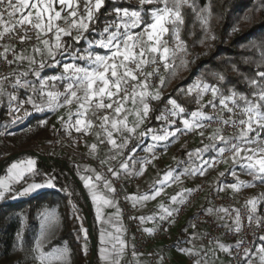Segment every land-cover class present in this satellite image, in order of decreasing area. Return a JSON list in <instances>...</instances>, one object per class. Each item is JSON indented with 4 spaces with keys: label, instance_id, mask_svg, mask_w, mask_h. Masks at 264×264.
I'll return each mask as SVG.
<instances>
[{
    "label": "trees",
    "instance_id": "16d2710c",
    "mask_svg": "<svg viewBox=\"0 0 264 264\" xmlns=\"http://www.w3.org/2000/svg\"><path fill=\"white\" fill-rule=\"evenodd\" d=\"M81 1L83 0L79 2ZM162 6L163 4L159 0L152 4H145L141 13L142 23L132 31L134 33L143 32L145 25L152 22L149 10ZM169 6H171V0ZM208 6L211 8L212 16L208 30L206 31L197 18V13L200 9ZM116 8L141 10L139 0H104L100 10L95 13V22L90 23L89 31L84 33L87 39H82L77 42L65 36L62 38L63 41L66 44H71L72 50L79 49L80 55H87L84 50L89 47V40L101 39L100 33L107 24L111 22L120 23L115 13ZM181 13L183 16V24L180 25L179 35L186 46L187 53H177L174 61L169 60L170 63H174L176 66L174 69L175 75L172 76L170 72L165 71L163 76L167 79L162 87H154L151 85L149 90L155 91L159 88L161 98L159 100L148 98L147 102L149 103L151 111L141 126V132L147 129H155L158 134H162L165 127L169 131L174 130L176 127H182L179 118L169 117V119H176V124L166 125L165 121L158 120L156 117L160 116L166 107H170L168 105L170 98L175 99L178 104L186 109L187 113L196 110L198 107L196 97L194 94L187 95L186 90L197 80H202L209 85L218 87L225 96L229 95V90L232 89L237 93L244 94L249 99H253L252 93L256 89L249 84V80L256 78L258 72L264 71V63H261V52L264 51V0H189L188 4L182 6ZM245 16L249 18L245 19ZM166 26L169 28V32L163 36V40L167 41L170 49H174L176 42L171 34L172 25L169 24ZM234 28L238 30L233 31ZM115 30V25H113L110 31ZM120 30L123 32V28ZM77 34V32H72L73 36ZM208 36H214L215 39L207 38ZM106 37L107 33L104 34V38ZM52 40H54V36ZM89 51L93 52V54H107L108 52L107 49L100 48L95 44ZM182 58L188 61L186 67L180 66ZM57 59L61 61V64H55L49 60V66L41 70L40 78L35 77L31 72H29L27 77H22L21 83L27 80L31 82L30 86L28 88L13 86V95L19 101H27L31 96L34 98L35 103H42L40 94L33 93L32 87L39 88L40 79L43 77L59 76L63 70L62 63L72 62L66 56H58ZM76 63L81 66H87L86 60H77ZM19 72H24V69L21 67L12 73ZM217 74L222 75L224 79L220 80ZM15 79V75H12L13 85ZM49 83L52 91H64L65 81ZM0 87L3 89V92L0 93V152L3 150H13L16 146H21L25 143L47 141L52 137L62 134L72 135L79 133L75 130L77 127L75 122L71 124L72 126L53 124L52 115L57 109L51 110L45 108L43 111L35 110L29 121L23 124L13 122L7 113L10 95L5 90L2 82H0ZM211 99V92H208L204 95L201 103L207 105V102ZM238 103L243 104L241 101H238ZM24 104L33 107L30 103L25 102ZM216 104L217 109L215 111L211 106L204 108V111L213 118H216L221 113L218 99ZM237 111L233 118H244L239 114V110ZM230 115L232 114L226 111L223 112L225 119H228ZM41 121H46V123L41 124ZM214 131L215 128H207L203 131V136L200 134L191 135L182 142H178L180 133L175 137H170L167 141L159 142L152 140L151 134L141 137L139 133H136L130 138L128 146L122 149V154L119 157L115 156V159H110L112 165L109 166L108 164V166L114 170H119V175L127 176L129 173L139 171L141 160L149 153L145 152L144 148L146 146L153 145L152 150H154L160 146L165 147L170 144H175L173 153L175 167L172 169H165L163 166L158 168V179L155 181L159 180L168 170H174V175H179L185 172V169L200 167L204 161L209 162L211 158L218 155V149L224 145L210 139ZM252 135L254 136L255 133H252ZM263 135L264 133L261 134V136ZM92 141V138L88 140L86 144L87 149L90 148L89 145ZM213 143L216 144V147L208 148L207 151L200 154L199 158L195 154L191 158L189 157V153H194L196 149H202L205 145ZM133 148L136 149L134 154L132 153ZM130 154L131 159H129ZM25 155L34 156L33 151L30 149H20L11 152L6 159H0V164L3 162L5 169L7 164ZM51 156L60 161L56 168H53L47 161L34 157L38 160L40 166L39 173H54L55 180H53V183L55 187H45L19 198H12L10 196L11 192H9L6 194L5 199L0 200V264H34L38 256V252L35 251L36 241L40 238L43 224L41 213L45 210L54 214L59 224V230L42 244L41 250L46 254H53L57 250L67 248L69 264H91L84 250L86 241L89 242L91 249V240L87 227L86 212L80 206V200L83 201L88 212L91 214L93 232L97 243L96 264H100L99 248L101 246V231H105L108 228L115 229L116 231L118 229L120 231L121 228L124 229L125 227L124 221L122 218H119L120 203L118 199L113 192H110L104 187V181H109V179L100 174L94 162L78 160L55 151L52 152ZM107 158L109 157L105 156L101 160L106 161ZM121 161L128 163V171L120 169ZM236 168L241 174L245 175L246 182H250L253 185L249 188L253 190V194L258 201V210L256 211H264V182L254 180L252 176L248 175L239 166ZM4 169L0 177L4 173ZM229 171L222 170L221 172L224 173L223 176L220 173L215 174L213 177H211L212 174L210 175L205 195L199 198L182 220L175 225L171 230L170 238L168 240H162L155 245L157 254L175 257L181 262L184 258H188L186 251H182V249H187L192 246L195 239L202 238L206 231L205 225H194L193 217L200 211H209V209H212L213 203L208 195L211 190L223 192L226 189L225 191H229V188L225 185L228 182L234 181V179L229 178ZM97 173L101 175L102 180H95ZM81 176H92L97 185L98 193L113 201L111 206L103 207V222L97 219L96 205L93 203L89 189L85 187L83 180H81ZM191 180L190 187L181 188V186H178L176 189H182V191L184 189H195L198 183L195 178ZM80 185L84 192L81 190ZM142 186V184L140 187L132 185L127 187L126 191L130 197H139L147 194L152 189V185L147 187ZM69 192L71 193L70 195ZM83 193L88 196L89 204L85 202ZM188 194L189 192H183V200ZM167 201L169 200L167 199ZM132 202L134 203L133 200ZM181 203L180 198H178L176 202L169 204L168 207L170 211H173ZM221 208L225 209L224 207ZM217 218L220 223L226 226H235L234 219H231L228 213L218 211ZM82 229L87 231L86 238ZM219 243L229 248L228 254L231 260V248L235 244V241L222 236ZM259 244L264 245V241L260 240V237L256 239L254 247L250 249L251 264H257L252 258V255ZM117 247H119L118 244ZM123 258V263L121 264H131V258L136 263H143L142 261H144L149 264L150 257L148 253L135 252L134 255L133 251L130 257L128 254V246H126ZM182 263L184 264V260ZM172 264L176 263L173 262ZM231 264L233 263L231 262ZM237 264H248V260L243 257Z\"/></svg>",
    "mask_w": 264,
    "mask_h": 264
},
{
    "label": "snow or ice",
    "instance_id": "6c2138e0",
    "mask_svg": "<svg viewBox=\"0 0 264 264\" xmlns=\"http://www.w3.org/2000/svg\"><path fill=\"white\" fill-rule=\"evenodd\" d=\"M5 0H0V3H4ZM157 0H139L141 10H129L128 8H116L115 13L120 23L111 22L107 24L103 31L100 33L101 39L89 40V47L85 49L87 55H80L79 49L72 50L71 44H66L63 41V37L67 36L72 41H80L87 39L84 33L89 31L90 23L95 22V13L98 12L104 3V0H87L85 4L86 15H80L78 11L77 0H18V3L14 4L12 0H7V8L11 9L8 12L9 16L14 15L16 12H22L26 8L35 9V21L33 20V12L29 11L26 16L16 21L19 25L30 24L33 29L37 31V39L43 45L34 46L32 49L33 55L25 56L23 54L15 56V62H21L27 60L29 63L28 71L11 73L15 75L14 87L28 88L30 81L25 80L21 83L22 77H27L31 72L35 77H41V70L48 67V61L51 60L55 64H61V61L57 59L58 56H66L72 62L62 63V72L59 76H52L40 79V87H32L33 93H39L42 98V103L37 104L33 97H29L27 101H20L19 106L13 108V111H19L20 107L26 102L33 105L36 111H43L45 108L56 110L61 107H69L68 112V124L71 125L72 117L75 115V130L80 132L82 129L87 132L92 127V121L86 120L83 117L92 110L94 107L97 111L101 109H111L112 114H106L101 118L100 127L103 129L106 136L107 142L112 146V150H116L118 154H122V149L128 146L130 138L136 134L137 129L144 123L148 118L151 111L148 98L159 100L161 94L159 88L155 91H150V78L159 73V66L155 67L151 72H145L144 66L147 64L157 63V54L159 61L162 62L165 71L175 75V64L170 63L169 60H175L177 53H187L184 42L180 39L179 28L183 24V16L181 8L183 5L188 4L189 0H171V6H169L170 0H159L163 4L162 7L150 9L151 23L145 25L143 32L134 33L132 30L138 28L142 23V11L145 4H152ZM59 4L60 10L57 11L55 5ZM65 10L68 11V16L63 17L61 13ZM45 15H47V23H45ZM212 16L210 6L200 9L197 13V18L200 20L202 27L208 30L210 19ZM249 17L245 16V19ZM2 19V16H0ZM63 19L68 25L67 28L60 27L55 21ZM172 25V35L176 42L174 49L167 47V41L163 40V36L169 32V28L166 25ZM115 25L116 30L110 31V28ZM123 28V32H121ZM73 30L78 34L72 35ZM94 30V29H93ZM238 29H233L237 31ZM13 31V28L7 26L0 32V39L3 38L5 33ZM53 33L54 40L49 39L40 40L41 34L47 35V33ZM107 33V37L104 38V34ZM146 37V38H145ZM27 35L20 37L21 41L25 40ZM207 38L215 39L214 36H208ZM100 48L107 49V54H93L89 51L93 45ZM11 49L9 46H4V52H8ZM152 56L149 59L148 54ZM37 55L40 57L37 60ZM0 56H4V53H0ZM261 63H264V51L261 52ZM6 59V56H4ZM77 60H86L87 66H81L76 63ZM14 61H8L9 64ZM188 61L181 59L180 66L186 67ZM35 65V67H33ZM134 65V67H130ZM137 73L143 79H139ZM218 75V74H217ZM220 80H223L222 75H218ZM7 77H0V81L6 80ZM166 77L161 76L159 79V86H163L166 82ZM54 81H65L64 91H45L48 87L49 82ZM130 82H132L130 84ZM249 84L252 85L256 91L252 93L253 99H249L247 96L230 89L229 95L225 96L221 90L214 86L209 85L202 80H197L193 85L189 86L186 90L187 95H195L196 104L198 107L196 110L190 113L186 112V109L177 103L175 99H169L168 105L160 116L156 119L165 121L166 125H175L176 119H169V117L179 118L182 127H176L174 130L169 131L167 127L164 128L162 134H158L155 129H147L146 131L140 132L141 137L151 134V138L154 141H167L170 137H175L181 132H190L203 129L207 127L205 120H212L213 117L208 115L204 108L211 106L215 111L217 109L216 101L219 100V108L221 109L220 115L216 119L222 125H231L239 128V133L236 136H224L222 129L217 127L211 134L210 139L214 142L223 144V147L218 149V155L223 158L225 152H229L231 155L229 159L232 161L233 170L232 175L235 177L237 174L235 168L239 166L243 171L247 172L248 175L252 176L254 180H260L264 182V138L261 134L264 133V71L257 73L256 78L249 80ZM130 85V89H129ZM54 86V85H53ZM3 92L0 87V93ZM123 92V96L120 94ZM208 92H211L212 99L207 102V105L201 103L203 97ZM46 97V99H45ZM110 101L109 103L104 102V98ZM113 97L116 99L113 100ZM17 100L15 95L10 96V101ZM238 101L243 102L241 105ZM131 102L133 107L131 109L126 108L127 103ZM77 105L76 111L73 113L70 106L73 104ZM139 104L140 107L136 105ZM231 104V107L229 106ZM237 110L239 114L244 118L239 120L234 119ZM226 111L232 115L228 119L223 117V112ZM123 113V116L121 115ZM27 111L24 115H28ZM95 114V113H93ZM128 115L135 117L133 124L130 126L128 123ZM16 119H20L17 117ZM63 121V117H60ZM15 122V120H13ZM41 124L46 121H41ZM109 125L110 129L109 130ZM119 133L122 138V143H117V140L113 138V133ZM127 132L129 135L125 136ZM252 133H255L253 136ZM201 136L204 135L203 131H200ZM99 136V133L97 134ZM104 141H101L103 143ZM92 150L96 149V145L90 146ZM215 148L216 144L205 145L202 149H196L194 153H189L191 158L194 154L197 158L200 157L202 152L208 150V148ZM135 148L132 149L134 154ZM147 151H152V146H149ZM155 158V157H153ZM115 159V156L111 157ZM131 159V154L129 156ZM226 162V161H223ZM106 163V161H101ZM150 161L145 160L144 165L141 166L138 172L129 173L134 175H142L145 170V165ZM215 161L208 162L204 161L200 167L193 169H185L183 174H196L204 175L208 168L213 167ZM35 161L28 160L27 162H20L19 164H12L8 169V175L5 178L0 179V200L5 199L6 194L12 191V185L20 182L26 173H33ZM120 169L128 171L129 166L126 161H121ZM94 171V170H93ZM108 171L114 176L118 177L119 172L114 170L112 167L108 168ZM34 174V173H33ZM224 175L223 172L220 173ZM103 178L100 174L95 175V180L100 181ZM180 179V176L174 175V170H168L164 175L157 180L151 189V194H144L139 197H127L133 201H146L149 199H155L161 195L164 191L165 185L170 181L175 182ZM85 187L89 189L93 203L96 205L97 219L103 222L104 206H111L113 201L106 198L105 196L98 193L97 185L93 180L92 176H81ZM253 186L250 182L241 181L237 177V182L228 187L234 191H239L242 187ZM43 187H55L52 179L46 180L44 183H31L24 187L21 191L17 192L16 196L28 195L37 189ZM104 187L110 192H115V189L111 186V183L107 180L104 181ZM223 190V189H221ZM190 189H184L183 192H190ZM183 192L177 193L170 199L173 202L180 198V202H183ZM15 198V197H13ZM257 199L253 198L248 200L246 203L251 205L252 212L256 209ZM164 215L161 219L172 215V211L160 205ZM175 211V210H173ZM212 210L209 209V212ZM216 211H222L227 213V209H217ZM237 215L235 218V231L241 230L239 210H236ZM43 224L41 228L40 238L36 241L35 251L38 252L37 259L40 264H52L53 259L61 261L62 264H67L68 261V249L64 248L58 251L54 257H50L44 253L42 249V241L44 240L47 231L57 222L54 214L49 213L47 210L41 213ZM141 220L144 218L141 217ZM148 219H152L149 217ZM252 221L251 214L249 215V223ZM259 219H257V226H259ZM87 237V231L82 229ZM147 231L151 232V229ZM19 235V234H18ZM111 238L115 240L112 243L111 250L106 245ZM101 248L100 257L104 264H120V258L122 257L126 248V243L119 236L112 237L111 233L106 234L103 230L100 233ZM260 240L264 241V236L260 237ZM242 242L237 241V246ZM117 244L119 247H117ZM219 247L223 251H229V248L220 244ZM85 253L87 247L85 245ZM182 251L191 252L190 249H182ZM257 252L260 254L259 259L261 264H264V245H261ZM135 255V252H133ZM250 250H244V258L248 260V264H251Z\"/></svg>",
    "mask_w": 264,
    "mask_h": 264
},
{
    "label": "built area",
    "instance_id": "2783aa9c",
    "mask_svg": "<svg viewBox=\"0 0 264 264\" xmlns=\"http://www.w3.org/2000/svg\"><path fill=\"white\" fill-rule=\"evenodd\" d=\"M14 4H16V0H12ZM87 0H83L78 4V11L80 15H86L84 9ZM94 4V0H92ZM11 9L7 8V0L4 3H0V32L4 30V27L7 26L9 28H13V31L5 33L2 39H0V53H4V56H0V77H7L6 80L0 81L3 83L4 88L7 92L12 94L13 83H12V75H10L14 70L21 68L19 62H15V56L20 55L21 52L26 49L33 48L40 44V41L37 39V31L33 29L30 24L19 25L16 21L20 20L18 18V13L16 12L14 15L9 16L8 12ZM60 27H66V23L59 22ZM27 35L28 38L21 41L20 37ZM53 37L52 35H49ZM44 37L41 35L40 40H43ZM7 45L11 49L8 52H4V46ZM8 61H14L9 64ZM159 66V73L150 78V85L154 87H159V79L163 76L165 69L163 68L162 62L159 61V57L157 54V63L156 64H147L144 66L145 72H151L155 67ZM130 67H134V65H130ZM139 79H143V77L139 76ZM132 82H130L131 84ZM130 89V85H129ZM123 96V92L120 94ZM116 98L113 97V100ZM19 100L8 102L7 113L8 117L16 123L27 122L31 118L35 109L32 106L27 104H23L20 107V110L13 111L12 109L19 106ZM110 101L106 99L105 103H109ZM231 107V104L229 105ZM27 111L29 114L24 115V112ZM238 112V111H237ZM236 112V113H237ZM106 114H112L111 109H102L97 113L96 119L93 122L92 130L83 131L72 135H59L54 138H51L47 141H42L41 143L34 144H26L24 146H17L13 150H3L0 152V159H6L11 152L18 151L20 149H30L33 152H38L40 154L51 156L52 152H58L64 156H69L76 158L78 160L83 161H91L94 162L96 167L98 168L100 174L109 179L112 184V187L115 189L114 195L118 199L120 203L119 214L126 226V239L128 246V254L131 257L132 251L136 253H148L149 254V264H172L175 262L176 264H183L179 259L171 256H161L156 253L155 245L162 241L168 240L170 238L171 230L178 224L185 214L194 206L196 201L205 195V190L208 185V180L210 175L207 174V171L214 172L215 170L222 167L228 157H230L229 152H225L223 158L219 155L214 156L209 161L210 163L215 161L213 167L208 168L204 175L196 174H183L181 173V178L184 180H191L195 178L198 186L195 189H192L187 197L183 200V202L179 205L175 211H172V215L162 219L153 229L149 232L144 227L143 221L140 219V211L138 210V205L134 204L131 199H127L130 197L129 193L126 191L127 187L132 185H137L139 182L138 175L128 174L127 176L114 177L109 171V166L105 163H101V158L95 157L90 154L86 148V144L89 139L92 138L95 130L101 128V118ZM20 117V119H16ZM234 119L239 120L240 118L235 117ZM203 123L208 125L203 129H199L196 131L190 132H181L179 134L178 142L185 141L189 136L199 134L200 131H204L207 128H217L220 127L222 129L223 135H231L236 136L239 132V128L231 125H222L220 122L213 118L212 120H205ZM175 144H170L168 146H160L156 149L149 152L140 162L139 170L142 165H144L145 160L150 161L145 165V168H150L156 163H162L165 169H172L175 167L174 161L168 159L167 153L174 149ZM155 157V158H153ZM49 164L56 168V162L50 160ZM138 172V171H136ZM184 173V172H183ZM35 179L39 182H45L48 179L55 180L54 173L52 172H42L35 174ZM71 193L69 192V195ZM209 197L212 200L213 207L212 211H200L193 217L194 225L198 226L201 224H205L206 231L203 235V240L206 244L210 246H215L219 243L220 238L222 236L228 237L235 241V244L231 248V262L233 264L239 263L244 257V250L252 249L255 245V241L258 237L264 236V213L261 211L251 210V205L247 203H243L234 193H222L211 190L209 192ZM80 206L83 210H85V204L82 200H80ZM224 207L228 210V215L231 219L236 218L237 212L239 210L240 216V224L241 230L239 232L235 231V226H226L218 221L217 209ZM252 216V221L249 223V215ZM257 219H259L260 223L257 226ZM237 241H241L242 243L237 246ZM132 245V248H131ZM131 264H142L136 263L131 258Z\"/></svg>",
    "mask_w": 264,
    "mask_h": 264
},
{
    "label": "rangeland",
    "instance_id": "374dc122",
    "mask_svg": "<svg viewBox=\"0 0 264 264\" xmlns=\"http://www.w3.org/2000/svg\"><path fill=\"white\" fill-rule=\"evenodd\" d=\"M79 1L80 0H77V5L79 4ZM16 3H18V0H16ZM60 7L61 6L59 4L55 5V8H56L57 11L60 10ZM29 11L33 12V20H34V22H36L35 19H34L36 10L35 9H31V8H26L22 12H18V14H19L18 18L21 19L22 16H26ZM68 11H70V10L63 11L61 13V15L63 17H67L68 16ZM44 19H45V23H47V15H45ZM59 22L65 23L63 19L55 21V23H57V24H59ZM67 27H68V25L66 24L65 28H67ZM73 32L76 33L75 30H73ZM52 34L53 33L49 32V33H47V35H43V34H41V35L44 37V39H49L50 41H52V37L49 36V35H52ZM39 46L43 47V45L41 43L39 44ZM167 47H168V45H167ZM32 49L33 48L26 49L25 51L21 52L20 54H23L25 56L33 55ZM151 56H152V54L149 53L148 54V58L150 59ZM36 58H37V60L40 59V57L38 55H37ZM21 62H22L21 63V67L24 69V71H28V69H29L28 61L24 60V61H21ZM43 78H46V77H43ZM45 91H52V88L50 87V85H48V87L45 89ZM8 94L10 95L9 92H8ZM106 99H107V97L104 98V102H106ZM136 106L140 107L139 104H137ZM132 107H133V105L131 104V102L127 103L126 108L131 109ZM70 108H71V111L74 113L76 111L77 105L74 103L73 105L70 106ZM101 110L97 111L93 107L92 110H90L86 114V117L84 119L91 120L92 121V126H93V122L95 121L96 114L98 112H100ZM68 112H69V107L68 106L61 107V108L57 109L52 115L53 124H55V125L64 124L66 126H69V124L67 123L68 122ZM93 113H95V114H93ZM121 115L123 116V113ZM60 117L64 118L63 121L60 119ZM75 119H76V117H75V115H73L71 124H73L75 122ZM134 119H135V117L133 115H128V123H129L130 126L133 124ZM23 123L24 122H20L19 124H23ZM141 126L137 129L136 133H140L142 131V130L140 131ZM91 128L92 127H90L88 129V131L92 130ZM109 130H111L110 129V125H109ZM81 131H84V130H81ZM98 133H99V136L97 135ZM124 135L127 136L129 134L127 132H125ZM52 138H54V137H52ZM113 138H115L117 140V143H122V138L120 137L119 133L114 132L113 133ZM262 138H264V135L262 136ZM92 140L93 141L89 145V147L91 145H93V144H95L97 147H96L95 150H92L91 147H90L89 149H87L88 152L90 154H92L93 156L98 157V158H105V156L109 157L106 160L107 165L108 164H109V166L112 165V163H110L111 157H113V156L119 157L121 155V154H118V152L116 150H112V146L107 142L106 136H105L104 131H103L102 128H99V129L94 131L93 136H92ZM101 141H104V142L101 143ZM41 142L42 141L34 142V143L30 142V143L34 144V145H37V144H39ZM26 144H29V143H25V144H23L21 146H24ZM149 146H152V149H153V145L146 146L144 149H145V152H147V153L149 152V151H147ZM173 153H174V149L171 150L170 152H168L166 157L168 159L173 160ZM49 157H52V156H49ZM32 158H34V156L25 155L24 157L16 159L13 162L7 164L5 166L6 167L5 170L8 171L10 166L12 164H14V163L19 164L20 162H25V161L31 160ZM48 163H49V161H48ZM162 166H163L162 163H156L155 165H153L150 168H145L143 174L142 175H138L139 182H138L137 186L140 187L141 184L143 185L142 187H147L149 185L153 186L154 183L156 182L155 180L158 179V174H159V171H158L159 169L158 168H160ZM222 170H230L229 171V178L234 179V181L226 183L225 186L227 188H229V191H225L226 190L225 189L224 190L225 193H234V194H236V196L243 203H246L248 200L255 198V195L253 194V190L251 188H249V187H242L239 191H234L232 188L228 187V185H231V184H234V183L237 182V177L241 181H246L245 175L241 174V172H239L237 170V168H235V172H236L237 175L235 177L232 175L233 165H232V161H231V159H229V157L227 158L225 164L222 167H220L219 169L215 170L214 172H211L209 170V171H207V174H209V175L212 174L211 177H213L215 174L221 173ZM117 171L120 172L119 170H117ZM178 176H180V179L178 181H175V182H171L170 181L167 185H165L164 191L161 193V195L157 196L155 199H149V200H146V201H134V203L136 205H138V210L140 211V216L144 218L142 221H143V224H144V227L146 228V230L150 229L151 226H155V224L157 225L160 222V220H161V216L164 215L163 210L160 208V205L163 204L164 207L169 209V207H168L169 204H173V201L170 198L172 196H175L177 193H182L183 192L182 189L181 190L180 189L179 190L176 189L178 186H181V188H185V187H190L191 186L190 184L192 183V180L187 181V180L182 179L181 178V174H179ZM1 177H0V179H2ZM175 190H178V191H175ZM147 194H151V191L148 192ZM10 196L12 198L14 197L12 193L10 194ZM15 198H19V197L15 196ZM167 199L169 201H167ZM85 208H86V205H85ZM255 210H258V204H256V209ZM261 212L264 213V211H261ZM149 217H152V219H148ZM119 218H121V217L119 216ZM57 220H58V218H57ZM201 225H205V224H201ZM124 226H125V224H124ZM125 227H124V229L121 228L122 230L120 229V231L118 229H117V231L115 230L114 235L115 236H119L120 239L125 241L126 246H127ZM58 230H59V224H58V222H56L47 231V234H46L44 240L42 241V244L44 242H46V240L50 236H52L53 234L58 232ZM116 232H118L119 234L116 233ZM106 234H108V233H106ZM108 240L109 241L111 240V241H113L115 243V240H112L110 238H108ZM110 243H112V242H110ZM110 243L104 245V246L108 247L109 250H111V247H112V244H110ZM220 244H222V243H217L215 246H210V245L205 243L203 238L195 239V241L193 242V245L190 246L189 248H187V249L191 250L190 253L186 252V256H188V258L187 259H185V258L183 259L182 258L184 260V264H189V263L190 264H231V260H230V256H229L228 252L221 250V248L219 247ZM85 245L87 247V252H86L87 257L90 259V257H91L90 244H89L88 241H86ZM101 246H100V248H101ZM260 246H261V244H259L256 247V249L254 250V253L252 255L253 256L252 258L256 261L257 264H261L260 259H259L260 254L257 252V249ZM100 248H99V250H100ZM58 251L59 250L55 251L53 254H48V255L50 257H54L58 253ZM190 256H193L194 259L189 261V257ZM123 259L124 258H123V255H122V257L120 258V264L123 263ZM183 260H182V262H183ZM99 262H100V264H104V261H102V259L100 257V251H99ZM34 264H40V261L36 258V261L34 262ZM52 264H62V262L53 259ZM67 264H69L68 261H67Z\"/></svg>",
    "mask_w": 264,
    "mask_h": 264
},
{
    "label": "crops",
    "instance_id": "0c3cea01",
    "mask_svg": "<svg viewBox=\"0 0 264 264\" xmlns=\"http://www.w3.org/2000/svg\"><path fill=\"white\" fill-rule=\"evenodd\" d=\"M20 63V65H21V63L22 62H19ZM31 160H33V161H35V166H34V170H33V173H26L25 174V176H24V178L20 181V182H18V183H15V184H13L12 185V191H11V193L13 194V196L15 197L16 195V193L17 192H19V191H21L24 187H26L28 184H31V183H33V182H35V183H44V182H39V181H37L36 179H35V174H37V173H39L40 171H39V168H40V166H39V163H38V160L34 157V158H32ZM25 162H27V161H25ZM6 168V167H5ZM7 175H8V171H6L5 169H4V173L2 174V177L1 178H5V177H7ZM43 188H45V187H43ZM43 188H40V189H37L36 191H39V190H41V189H43ZM35 192V191H34ZM34 192H32V193H34ZM32 193H30V194H32ZM222 193H225L224 191L222 192ZM25 196V195H24ZM17 197H22V196H17ZM102 212L104 213V209H102ZM155 226H156V224H155ZM155 226H151L150 227V229H153ZM105 232L106 233H111L112 234V237H116L115 235H114V232H115V229H106L105 230ZM117 233V232H116ZM111 239V238H110ZM110 242H112V243H114L113 241H109L108 243H110ZM107 243V244H108ZM112 243H110V244H112ZM109 244V245H110ZM227 252H229V251H227ZM192 259H194V257L193 256H190L189 257V260H192ZM143 263L142 264H148L147 262H144V261H142Z\"/></svg>",
    "mask_w": 264,
    "mask_h": 264
},
{
    "label": "water",
    "instance_id": "95a60500",
    "mask_svg": "<svg viewBox=\"0 0 264 264\" xmlns=\"http://www.w3.org/2000/svg\"><path fill=\"white\" fill-rule=\"evenodd\" d=\"M33 155L35 157H38V158H40V159H42L44 161H47V162L50 161V160H52V161H54L56 163L60 162L58 159H56L54 157H48V156L40 154L38 152H33ZM3 169H4V163L1 162V164H0V175H1L2 171H3ZM80 188L83 191L81 185H80ZM83 194H84L85 202L87 204H89L88 196L85 193H83ZM84 211L86 212L87 227H88V230H89L90 240H91V257H90V261H91V264H96L95 262H96V253H97V243H96L95 235H94V232H93L92 218H91V214L88 212L87 207H86V209Z\"/></svg>",
    "mask_w": 264,
    "mask_h": 264
}]
</instances>
